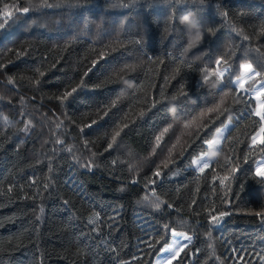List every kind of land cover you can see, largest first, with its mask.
Listing matches in <instances>:
<instances>
[{
	"label": "trees",
	"instance_id": "trees-1",
	"mask_svg": "<svg viewBox=\"0 0 264 264\" xmlns=\"http://www.w3.org/2000/svg\"><path fill=\"white\" fill-rule=\"evenodd\" d=\"M0 23V264H153L173 231L192 241L171 264H264V121L233 84L264 75V0H0Z\"/></svg>",
	"mask_w": 264,
	"mask_h": 264
},
{
	"label": "rangeland",
	"instance_id": "rangeland-1",
	"mask_svg": "<svg viewBox=\"0 0 264 264\" xmlns=\"http://www.w3.org/2000/svg\"><path fill=\"white\" fill-rule=\"evenodd\" d=\"M174 60H175V55L170 54V53H160V54H155V55L150 57V59L147 63L146 74L144 77V79L146 81L145 88H142L139 91H137V93L135 95L136 100L134 101V104L140 102L139 103L140 105H138V106H139V108H141L142 105L144 103H146L145 97L147 95H149V92H150L152 85H153V79H154V75L157 71V67L162 62H164L165 67H164L162 77H161V80L159 83V88L162 89L165 86V84H166V73L169 70V68L172 65V62ZM245 64H250V63L244 62L241 65V72H240V76L238 77L240 80L243 81V87L240 86V83L238 82V78L234 79L233 84L236 85L240 90L247 91L253 97V99L255 100V103H256V106L254 109V113H255V110L257 108H259L260 104L264 103V96H260V93L262 91H264V75L261 76L260 78H257L253 82V84L251 85V88L248 89L247 88L248 81H250V79L256 75L254 73L246 75L244 72V69L242 67ZM254 71H256V70L254 69ZM17 91L18 90L15 87H13V85H11L9 79L3 73L0 72V92L2 93V95L6 98H10V97L14 96ZM257 97H259V99ZM228 125L229 124L225 123L222 126V128H219L216 131V133L219 130H221L223 132L221 140L219 142H216L213 139L214 144L212 143V141H209L207 144L208 151L204 154H201L196 160H194L193 168L196 171L200 172V171L204 170V168H205L204 165L205 164L209 165L215 159V157L217 155V151L219 149V146L221 145L223 138L226 135L225 131H226ZM261 136H262V133L259 130L258 132H256V134L253 137H256L257 141H259ZM252 140H253V138H252ZM260 167H264V156L257 158L255 161L254 170H256L257 168H260ZM174 232L183 233V236H180V235L173 236L172 235L169 243L166 244L162 249H178L182 245H188L192 241V236L187 234L186 232H181V231H174ZM185 236L190 237L191 240L189 241V240L185 239L184 238ZM173 254H174V252L161 250L156 255V257L154 258L153 264H169L168 257L172 256Z\"/></svg>",
	"mask_w": 264,
	"mask_h": 264
},
{
	"label": "snow or ice",
	"instance_id": "snow-or-ice-1",
	"mask_svg": "<svg viewBox=\"0 0 264 264\" xmlns=\"http://www.w3.org/2000/svg\"><path fill=\"white\" fill-rule=\"evenodd\" d=\"M45 6H48V7H51L52 5H47L46 3H45ZM22 12H24V13H27L28 11H29V8L28 7H24L23 9H20ZM4 15L5 16H7V17H11V15H12V13L10 12V11H8V6L6 5L5 6V9H4ZM7 21L5 20L3 23H6ZM3 23H0V27H3ZM194 44V43H193ZM192 45H189V47H191ZM219 63H220V61L218 60L217 61V65H219ZM243 67V69H244V72H245V74L247 75V74H251V73H254L256 76H260L261 75V73L259 72V71H254V69L252 68V65L251 64H245V65H243L242 66ZM228 69H225V71H227ZM223 75H224V73L223 72H219L218 73V77H220V78H222L223 77ZM238 82L240 83V86L241 87H243V81L242 80H240L239 78H238ZM76 91V89L75 88H73L72 89V91L71 92H68L66 95L67 96H71L72 95V93L73 92H75ZM260 96H264V91H262L261 93H260ZM258 99H259V97H257ZM255 115L256 116H258L259 118H260V120L261 121H264V103H261L260 104V106H259V108H257L256 110H255ZM260 132L262 133V134H264V124H262V126H261V128H260ZM116 135H119V133L117 132L116 133ZM114 139V138H113ZM252 142H253V145H255V144H257L258 142L260 143V144H264V135H262L261 136V138H260V140L259 141H257V138L256 137H253V140H252ZM112 147V144L111 143H109L108 144V148H111ZM205 167L207 166L206 164L204 165ZM155 175L157 176V177H159V175H160V173L157 171L156 173H155ZM255 175L257 176V177H259L260 179H261V181L262 182H264V167H260V168H257L256 170H255ZM226 179V178H225ZM156 207L158 208L159 207V204H157L156 205ZM225 213H221L220 215L222 216V215H224ZM257 215H259V216H264V211H261V212H258V213H256ZM218 219V217H216V216H213L212 217V220H217ZM164 227L165 228H167L168 226L167 225H164ZM172 235L173 236H177V235H180V236H183V233H176V232H172ZM185 239H187V240H191V238L190 237H184ZM187 247V245H182L180 248H178V249H162L163 251H171V252H174V254L172 255V256H170V257H168V262H169V264H171V261L172 260H176V259H178L179 257H180V253L181 252H184V249Z\"/></svg>",
	"mask_w": 264,
	"mask_h": 264
},
{
	"label": "clouds",
	"instance_id": "clouds-1",
	"mask_svg": "<svg viewBox=\"0 0 264 264\" xmlns=\"http://www.w3.org/2000/svg\"><path fill=\"white\" fill-rule=\"evenodd\" d=\"M180 23L185 25L189 30L195 29V35L191 37L192 43L200 40L202 33L199 31L200 24L198 18L192 12H187L180 16Z\"/></svg>",
	"mask_w": 264,
	"mask_h": 264
},
{
	"label": "crops",
	"instance_id": "crops-1",
	"mask_svg": "<svg viewBox=\"0 0 264 264\" xmlns=\"http://www.w3.org/2000/svg\"><path fill=\"white\" fill-rule=\"evenodd\" d=\"M227 124H229L228 126H227V129H226V131H225V134L228 132V130L231 128V126H232V123L230 122V121H227L226 122ZM222 128V127H221Z\"/></svg>",
	"mask_w": 264,
	"mask_h": 264
}]
</instances>
